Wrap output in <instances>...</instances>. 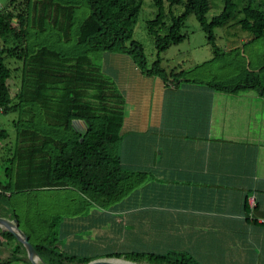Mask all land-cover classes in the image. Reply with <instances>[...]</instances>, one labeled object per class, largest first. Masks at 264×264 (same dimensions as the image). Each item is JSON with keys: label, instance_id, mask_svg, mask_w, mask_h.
Returning a JSON list of instances; mask_svg holds the SVG:
<instances>
[{"label": "crops", "instance_id": "1", "mask_svg": "<svg viewBox=\"0 0 264 264\" xmlns=\"http://www.w3.org/2000/svg\"><path fill=\"white\" fill-rule=\"evenodd\" d=\"M231 39L225 52L240 47ZM181 76L153 86L147 104L132 103L136 92L123 82L122 195L100 206L65 187L79 190L81 202L61 216L60 252L91 261L110 258L105 252L126 260L177 252L196 264H264V96ZM5 206L0 217L12 219Z\"/></svg>", "mask_w": 264, "mask_h": 264}, {"label": "trees", "instance_id": "2", "mask_svg": "<svg viewBox=\"0 0 264 264\" xmlns=\"http://www.w3.org/2000/svg\"><path fill=\"white\" fill-rule=\"evenodd\" d=\"M153 1L157 15L148 23V30L155 39L158 54L164 53L171 45H177L184 40L185 36L181 35V29L191 13H194L203 30L209 34V43L215 53H218L213 30L227 24L237 9L232 0H226L221 14L208 22L206 16L211 7L210 0ZM87 2L90 16L78 28L77 45L83 52L78 57L60 55L48 46L32 49L27 43L32 5L43 9L40 18L34 20V25L38 27L37 31L43 32L46 24H50L53 15L49 12V14L45 13L51 9L54 12V26L60 25L65 34L70 33L73 25L75 9L73 6L57 5L53 0H12L11 4L17 5L14 10L0 12V36L12 37L18 42L14 47L0 45V107L3 108V112L16 110L23 101H26L27 104L35 103L40 106V114L45 117L49 126L56 125L71 129L73 120L83 121L86 126L84 132L75 131L73 137L67 141L54 139L44 131L38 130L36 125V129L24 130L22 141L29 143V146L17 154L19 165L14 183L12 181L0 183V196L7 194L9 196L12 187L15 191L21 192L76 186L82 193L88 195L91 201L104 206L117 201L122 195L121 181L124 174L120 168L116 147L120 139L123 111L119 108L113 109L110 116L101 119V123L95 121L98 118L96 111L102 113L108 110L107 92H112V89L109 81L96 73L98 69L92 66L90 56L86 53L90 48L108 52L134 53L132 55L136 64L141 69H145L146 58L143 46L133 39L129 30L143 2L142 0H87ZM166 3L170 7L183 5L184 12L178 17H173L168 35L161 36L159 28L164 26ZM243 13L242 28L257 37L263 36L264 9L254 6V0H249ZM127 42H130L129 47L126 45ZM8 59L21 61L24 66L26 80L20 90V102L17 105H13L12 101L10 84L12 68L7 63ZM157 64L159 61L154 64V71ZM263 69L264 67L259 71ZM175 75L173 73L171 77L174 78ZM59 83L64 86L61 104H58L54 98L57 95L55 86ZM214 87L223 91L255 88L264 96V83L258 79V76H253L234 87L226 88L217 84ZM81 89L97 90L94 98L100 103L98 108L83 101ZM113 98L115 99L114 96ZM31 112L33 109L29 108L26 113L30 121L34 122L36 116ZM7 139L9 133L0 126V142ZM49 142L54 143L59 151L48 149ZM25 161L28 169L23 165ZM5 205L10 207L8 204ZM13 211V217L19 221L18 213L15 209ZM28 237L38 254L48 264H88L91 261L67 256L55 246L44 243L43 240L34 244L29 235ZM10 243H17L15 236L8 231L0 233V247L12 249ZM116 258L121 257L116 256ZM146 259L151 264H196L190 256L177 252L148 256L142 254L132 261L143 262Z\"/></svg>", "mask_w": 264, "mask_h": 264}, {"label": "rangeland", "instance_id": "3", "mask_svg": "<svg viewBox=\"0 0 264 264\" xmlns=\"http://www.w3.org/2000/svg\"><path fill=\"white\" fill-rule=\"evenodd\" d=\"M53 1L57 5H70L75 8L74 21L70 33L65 34L60 25L54 26V12L51 9H48L45 14L49 12L53 15L49 22L52 25L47 23L43 32L37 31L38 27L34 25V20L37 21L40 18L43 9L40 6L35 8L32 5L28 22L30 33L27 43L32 49L48 46L60 53V55L78 57L83 54L82 48L77 45L79 39L78 28L90 16L89 4L87 0ZM232 1L237 6L233 18L223 27L213 30L219 53H215L208 40L209 34L203 30L194 13H191L181 29V35L185 36L184 40L177 45H171L164 53L158 54L155 39L148 30V23L156 18L157 8L153 0H142V6L129 30L133 39L143 46L146 58L145 69H141L136 64L132 55L134 53L108 52L92 48L86 53L90 56L92 66L99 70L96 73L109 81L110 89L114 93L113 95L112 92H107L108 110L102 113H98L95 110V114L98 116L95 121L98 124L101 123V119L105 116H110L113 109L119 108L123 112L125 111L122 96L124 81L136 92L132 101L134 104H137V99H140L143 104H147L150 98V89L153 86L158 88L163 81L171 79L173 73L176 74V77L178 73H181L182 76L189 79L222 85L226 88L240 85L253 76H258V79H261L264 83V69L260 74L258 73L259 69L264 67V35L257 37L242 28L243 9L249 0ZM11 2L12 0H0V12L14 10L17 5H13ZM225 2L226 0H210L211 7L206 16L208 22H211L214 17L221 14L224 10ZM254 6L264 9V0H254ZM183 12V5L170 7L166 3L164 26L159 28V34L161 36L168 35L169 28L173 23V17H178ZM245 37L246 40L243 41L242 39ZM230 38H232L231 41H235V45L240 47L231 52H225ZM16 44L18 42L12 37L3 38L0 36V45L14 47ZM126 45L129 47L130 42H127ZM157 61H159V64H157V68L154 71V64ZM7 63L12 68L10 79L12 101L13 105H17L20 102V90L26 80L24 66L21 61L14 59H8ZM108 66L113 70L109 69ZM148 72H151V74H148ZM114 73L116 76L118 75V82ZM119 75L122 82H119ZM55 88L57 95L54 98L58 101V104H61L64 86L59 83ZM80 91L84 102H88L94 108H98L100 103L94 98L97 94L96 89H81ZM39 107L38 104L32 103L30 105L23 101L16 110H8L0 114L1 129H5L9 133V139L0 142V183L7 181L14 183L19 165L17 154L22 150H26L29 146V143L22 141L24 130L36 129L37 127L38 130L44 131L45 134L52 136L54 139L67 141L73 137L75 131L84 132L86 129L85 123L80 120H73L71 129L57 127L56 125L49 126L45 121V117L40 114ZM29 108L33 109L31 113L36 116L34 122L30 121L26 113ZM49 143L47 145L48 149L59 151V148L54 143ZM23 165L28 169L26 161ZM80 194L79 190L74 188H41L17 192L12 187L9 196L0 197V205L6 207L5 204H8L12 210H16L19 215L20 229L30 236L34 244H37L39 240H43L44 243L51 244L58 250H62L59 228V223L62 220L61 216L68 212V209H73L77 203L81 202ZM10 244L13 247L12 249L0 247L1 264H29L30 262L23 245L18 240L17 243ZM103 255L116 256L118 254L105 252ZM119 255L125 256L123 253ZM138 255L142 254H132L128 258L132 261ZM143 255L153 254L145 253ZM15 256L18 258L16 259Z\"/></svg>", "mask_w": 264, "mask_h": 264}, {"label": "water", "instance_id": "4", "mask_svg": "<svg viewBox=\"0 0 264 264\" xmlns=\"http://www.w3.org/2000/svg\"><path fill=\"white\" fill-rule=\"evenodd\" d=\"M0 227H1V231L0 233L3 232H11L16 238L17 240L23 245L25 251H26V255L29 259V261L31 262V264H39L36 261V258H39L41 260L42 264H48L36 251V249L34 248V246L32 245V243H30L29 241V237L28 235H26L19 226V221L17 218L13 217L12 219H8V218H3L0 217ZM88 264H151L148 262H135V261H131V260H126L123 258H99V259H95L90 261Z\"/></svg>", "mask_w": 264, "mask_h": 264}, {"label": "built area", "instance_id": "5", "mask_svg": "<svg viewBox=\"0 0 264 264\" xmlns=\"http://www.w3.org/2000/svg\"><path fill=\"white\" fill-rule=\"evenodd\" d=\"M1 113H3V108L2 107H0V114ZM250 203H251V205H252V207L255 205V202H254V199L253 198H250Z\"/></svg>", "mask_w": 264, "mask_h": 264}, {"label": "bare ground", "instance_id": "6", "mask_svg": "<svg viewBox=\"0 0 264 264\" xmlns=\"http://www.w3.org/2000/svg\"><path fill=\"white\" fill-rule=\"evenodd\" d=\"M36 261L39 263V264H42L41 263V260L39 258H36Z\"/></svg>", "mask_w": 264, "mask_h": 264}]
</instances>
